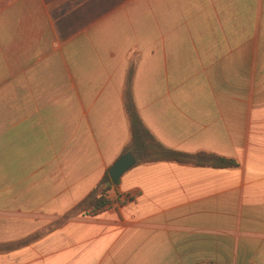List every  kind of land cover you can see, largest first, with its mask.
I'll return each instance as SVG.
<instances>
[{
	"label": "crops",
	"instance_id": "1",
	"mask_svg": "<svg viewBox=\"0 0 264 264\" xmlns=\"http://www.w3.org/2000/svg\"><path fill=\"white\" fill-rule=\"evenodd\" d=\"M128 96L238 166L136 158L71 213L126 154ZM198 263L264 264V0H0V264Z\"/></svg>",
	"mask_w": 264,
	"mask_h": 264
},
{
	"label": "trees",
	"instance_id": "2",
	"mask_svg": "<svg viewBox=\"0 0 264 264\" xmlns=\"http://www.w3.org/2000/svg\"><path fill=\"white\" fill-rule=\"evenodd\" d=\"M127 111L130 117L131 141L126 149L127 152H132L138 159V163H152L157 161H173L181 164H190L197 166H211L216 168L237 167L235 160L210 154L199 152L195 154L185 153L182 151L170 149L160 143L152 135L149 129L144 125L135 104L128 96L126 103ZM117 184L111 182L109 173H106L100 184L94 190L90 197L74 210L85 211L86 213L94 212L102 209L108 203L106 198L108 192L117 187ZM210 264V263H198Z\"/></svg>",
	"mask_w": 264,
	"mask_h": 264
},
{
	"label": "water",
	"instance_id": "3",
	"mask_svg": "<svg viewBox=\"0 0 264 264\" xmlns=\"http://www.w3.org/2000/svg\"><path fill=\"white\" fill-rule=\"evenodd\" d=\"M136 163L137 159L131 152L121 156L109 170L111 182L117 184L121 177Z\"/></svg>",
	"mask_w": 264,
	"mask_h": 264
},
{
	"label": "rangeland",
	"instance_id": "4",
	"mask_svg": "<svg viewBox=\"0 0 264 264\" xmlns=\"http://www.w3.org/2000/svg\"><path fill=\"white\" fill-rule=\"evenodd\" d=\"M133 154V153H132Z\"/></svg>",
	"mask_w": 264,
	"mask_h": 264
}]
</instances>
